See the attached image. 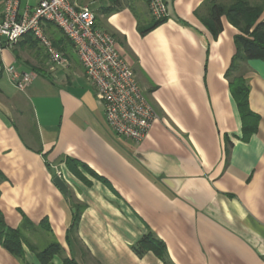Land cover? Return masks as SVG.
Wrapping results in <instances>:
<instances>
[{"label": "crops", "instance_id": "obj_1", "mask_svg": "<svg viewBox=\"0 0 264 264\" xmlns=\"http://www.w3.org/2000/svg\"><path fill=\"white\" fill-rule=\"evenodd\" d=\"M76 1L114 36L159 119L139 144L118 137L57 27L45 26L67 60L55 68L34 37L13 48L0 38V210L8 226L26 218L58 243L55 264H264V59H241L230 71L239 30L226 16L219 33L207 25L213 0H165L168 17L155 27L149 0ZM38 3L22 0L21 8ZM3 9L0 0V22ZM6 66L33 73L31 85L17 90ZM239 78L255 115L246 123L231 88ZM0 264L22 263L0 245Z\"/></svg>", "mask_w": 264, "mask_h": 264}, {"label": "built area", "instance_id": "obj_2", "mask_svg": "<svg viewBox=\"0 0 264 264\" xmlns=\"http://www.w3.org/2000/svg\"><path fill=\"white\" fill-rule=\"evenodd\" d=\"M2 1L0 38L5 46L13 48L31 35L45 48L54 68L65 66L67 60L45 34L48 24L60 29L73 44L86 78L95 88L108 126L120 138L136 144L143 142L159 116L133 69L119 53L114 36L97 27L94 12L80 7L76 0H39L37 6L25 8H21L22 0ZM149 9L154 21L168 17L165 0H149ZM4 71L20 91L34 79L33 73L20 72L14 66H6Z\"/></svg>", "mask_w": 264, "mask_h": 264}, {"label": "trees", "instance_id": "obj_3", "mask_svg": "<svg viewBox=\"0 0 264 264\" xmlns=\"http://www.w3.org/2000/svg\"><path fill=\"white\" fill-rule=\"evenodd\" d=\"M115 5L119 4L118 0H112ZM264 11V0H230V5L224 6L214 0L210 4L209 18L207 25L215 33L223 30L222 18L227 17L234 24L239 32L235 36L237 53L231 66V72L237 68V62L241 59L250 58L264 59V20H260ZM155 21L156 25L164 22ZM31 36V35H29ZM0 68V76H1ZM233 94L237 100L241 116L245 123L255 115L249 109V88L244 79H235L231 84ZM6 178L0 170V183ZM75 219L73 228L76 227ZM26 228L34 229L33 224L24 219L21 228H11L8 226L5 217L0 210V245L10 254L16 257L21 263H26V248L35 256L39 264H55L56 257L61 255V247L58 243L51 244L45 250H39L32 245L25 237ZM143 243H148L153 250L159 255L164 254V248L160 243L154 242L150 237H146ZM62 264H78L74 259H62Z\"/></svg>", "mask_w": 264, "mask_h": 264}, {"label": "rangeland", "instance_id": "obj_4", "mask_svg": "<svg viewBox=\"0 0 264 264\" xmlns=\"http://www.w3.org/2000/svg\"><path fill=\"white\" fill-rule=\"evenodd\" d=\"M253 1V0H252ZM255 1V0H254ZM30 117V116H27ZM30 120V118H29ZM32 122L30 120V126ZM43 229V228H42ZM27 233H30V237H26V239L34 246H36L39 250H45L46 248H48L51 244L49 242H47L46 238L43 235H40L38 233H34L33 230L31 228H26V230H24ZM42 231V230H41ZM26 263L27 264H39L37 259L35 258V256L26 248ZM12 255V254H11ZM62 256V255H60ZM59 257V256H58ZM16 258V257H15ZM17 259V258H16ZM58 258L56 257L55 260H57ZM21 262V261H20ZM23 264V263H22Z\"/></svg>", "mask_w": 264, "mask_h": 264}, {"label": "water", "instance_id": "obj_5", "mask_svg": "<svg viewBox=\"0 0 264 264\" xmlns=\"http://www.w3.org/2000/svg\"><path fill=\"white\" fill-rule=\"evenodd\" d=\"M54 184L60 189V191L63 194H69L68 188L66 187V184L60 177H56L54 179Z\"/></svg>", "mask_w": 264, "mask_h": 264}]
</instances>
